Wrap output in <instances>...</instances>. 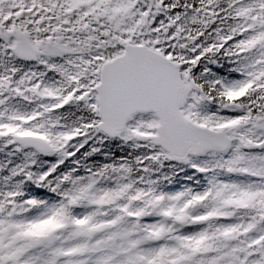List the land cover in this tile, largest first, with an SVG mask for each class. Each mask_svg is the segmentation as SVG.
<instances>
[{
    "label": "snow or ice",
    "instance_id": "snow-or-ice-1",
    "mask_svg": "<svg viewBox=\"0 0 264 264\" xmlns=\"http://www.w3.org/2000/svg\"><path fill=\"white\" fill-rule=\"evenodd\" d=\"M0 264H264V0H0Z\"/></svg>",
    "mask_w": 264,
    "mask_h": 264
}]
</instances>
